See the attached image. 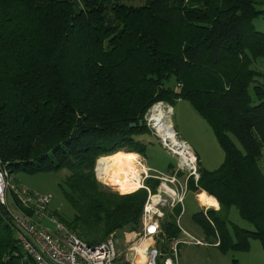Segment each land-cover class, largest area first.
<instances>
[{"label":"trees","instance_id":"trees-1","mask_svg":"<svg viewBox=\"0 0 264 264\" xmlns=\"http://www.w3.org/2000/svg\"><path fill=\"white\" fill-rule=\"evenodd\" d=\"M141 2L0 0V159L11 175L69 170L60 186L75 215L52 212L87 243L100 242L138 229L147 192L98 181V158L121 156L110 153L124 146L140 153L134 136L150 131L147 110L187 99L225 151L217 168L199 163L189 184L220 206L193 216L221 251L246 250L253 238L264 251V70L252 66L264 56V30L251 22L264 0ZM233 205L252 229L230 220ZM180 210L161 224L163 251L180 235ZM10 217L0 202V264H22Z\"/></svg>","mask_w":264,"mask_h":264},{"label":"built area","instance_id":"built-area-1","mask_svg":"<svg viewBox=\"0 0 264 264\" xmlns=\"http://www.w3.org/2000/svg\"><path fill=\"white\" fill-rule=\"evenodd\" d=\"M162 102L160 100L153 106ZM162 104L164 107V103ZM154 107L146 114V125L151 124L159 141L177 159L174 169L159 172L146 165V159L142 154L135 153L138 155L135 163L140 167L138 186L146 189L147 198L143 203L138 229L126 230L123 245L117 244L116 231L100 242L87 243L78 233L72 231L66 222L59 220L57 214L50 212L48 209L50 196L33 193L28 188L21 189L13 184L12 175L7 172L6 164L0 159V202L9 211L17 243L24 253L23 259L30 260L32 264H179L180 243L191 242L200 245L208 243L179 224L180 212L184 210L183 199L186 198L189 184L191 180L197 183L200 178L199 158L189 143L177 136L174 128L175 138H170L154 126L155 119L151 116ZM166 110L164 107V112H170V107ZM103 158L105 155H101L95 163L96 179L109 185L113 190L119 189V184L108 180ZM130 175L135 180L134 174ZM149 177L159 179L157 186L152 187L148 184ZM116 191L119 192L120 189ZM197 196L199 197L198 192ZM178 205L181 206V210L177 215L176 225L181 230V236L179 235L177 239L173 237L168 248L163 251L159 242L165 239L161 224L167 212L174 210ZM203 205L204 210L210 206L209 203Z\"/></svg>","mask_w":264,"mask_h":264},{"label":"rangeland","instance_id":"rangeland-1","mask_svg":"<svg viewBox=\"0 0 264 264\" xmlns=\"http://www.w3.org/2000/svg\"><path fill=\"white\" fill-rule=\"evenodd\" d=\"M130 1L132 3H142L141 0ZM257 7L264 9V3L257 4ZM251 22L256 30H264V12L257 15L256 18H253ZM252 66L257 68V70H264V56L258 57ZM250 91L253 93V87L251 86ZM157 103L158 102H154V104ZM162 103H164V107L167 110H169V107L172 108L170 112H165L169 115L167 119L170 120L172 128L177 131V136L189 143L191 149L197 154L200 164L205 168H210V170L220 166L223 158H225V151L222 150L221 144L218 139H216L212 126H209L207 120L195 111L191 102L187 99L179 98L174 101L172 107L164 101ZM153 105L151 106L152 108L154 107ZM150 109L147 110V112L150 111ZM146 114L145 119L147 117ZM148 125L150 131L147 130L136 133L134 136V139L144 143L140 154L145 157L146 165L152 167L155 171H171L174 169L177 158L166 150L165 146L159 141L158 136L154 132L155 129L151 127V124ZM235 142L239 147L241 146L237 138ZM115 153L123 155L125 153L134 152L129 150L127 146H124L123 150H117L110 153V155ZM259 162H261L262 166L264 165V154ZM68 173L69 170L66 168H61L59 171L50 170L48 172L40 171L35 173L16 170L12 174L11 182L21 187V189L28 188L32 190L33 193L50 196V202L48 204L50 212L56 211L59 213V216L70 219L75 215L76 210L71 207L70 201L67 199L66 195L63 194L62 187L60 186ZM139 188L143 187H126V190L136 191ZM115 189L119 190L117 188ZM126 190L120 191H122V194H125V192H127ZM197 191V189L189 187L186 198L183 199L184 210L180 212L179 224L200 239H205L204 229L200 226L199 220L193 216L195 212H200L201 209L205 207L203 203L198 200ZM205 200L210 201L211 199L207 197ZM212 204L214 203L212 202ZM209 207L214 208L215 206L213 207L210 205ZM228 215L230 220L237 223V225L252 229L249 220L242 217L241 214H238L235 205L229 208ZM129 229L131 228L128 226L116 229L115 239L117 244L123 245L124 238H126V230ZM177 237H179V235L174 239H177ZM250 245L251 246L246 250H228V252H225L221 251L213 242L203 245L183 242L180 243L178 248L179 264H264V251L260 239H251ZM21 261L22 264H32L30 260H25L23 257Z\"/></svg>","mask_w":264,"mask_h":264},{"label":"bare ground","instance_id":"bare-ground-1","mask_svg":"<svg viewBox=\"0 0 264 264\" xmlns=\"http://www.w3.org/2000/svg\"><path fill=\"white\" fill-rule=\"evenodd\" d=\"M151 116L153 119H155L153 124L156 128H158L159 131L161 130L164 134H166V136H170V138H175L173 136L175 134L174 129L171 127L170 120L167 119L165 115L162 103H159L154 107ZM136 157H138V155L135 153H126L103 162L104 169H106L107 172L108 180L112 183L119 184L120 190L125 191L126 187L138 186L139 184L137 178L140 167L135 163ZM130 174H134L135 180ZM205 195L199 194L198 199L203 203H209L211 205L213 202L212 199L210 198V201H206L205 198L210 196L208 194Z\"/></svg>","mask_w":264,"mask_h":264},{"label":"crops","instance_id":"crops-1","mask_svg":"<svg viewBox=\"0 0 264 264\" xmlns=\"http://www.w3.org/2000/svg\"><path fill=\"white\" fill-rule=\"evenodd\" d=\"M135 153V152H134ZM199 163H200V161H199ZM206 196V195H205ZM210 196H212V195H210ZM216 199V198H215ZM212 205V204H211ZM215 205V207L216 208H219V206H220V204H219V202H218V205L216 206V204H214ZM214 207V206H213Z\"/></svg>","mask_w":264,"mask_h":264},{"label":"water","instance_id":"water-1","mask_svg":"<svg viewBox=\"0 0 264 264\" xmlns=\"http://www.w3.org/2000/svg\"><path fill=\"white\" fill-rule=\"evenodd\" d=\"M140 123H142V119L140 120ZM135 124V122L134 123H132L131 125L133 126Z\"/></svg>","mask_w":264,"mask_h":264},{"label":"snow or ice","instance_id":"snow-or-ice-1","mask_svg":"<svg viewBox=\"0 0 264 264\" xmlns=\"http://www.w3.org/2000/svg\"><path fill=\"white\" fill-rule=\"evenodd\" d=\"M152 230H154V229H152Z\"/></svg>","mask_w":264,"mask_h":264}]
</instances>
